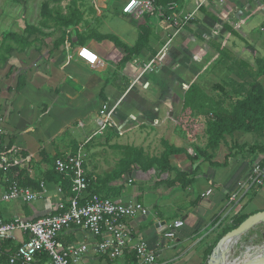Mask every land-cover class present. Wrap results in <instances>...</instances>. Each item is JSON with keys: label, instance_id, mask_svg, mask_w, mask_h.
Listing matches in <instances>:
<instances>
[{"label": "crops", "instance_id": "crops-1", "mask_svg": "<svg viewBox=\"0 0 264 264\" xmlns=\"http://www.w3.org/2000/svg\"><path fill=\"white\" fill-rule=\"evenodd\" d=\"M74 1L75 4H71ZM160 2L164 5L160 6L164 14L165 11L167 15L170 13L166 9L170 3L175 4L176 13L195 14L175 34V28L162 17L157 18L155 12L148 13L142 8L133 13L123 12L124 0L50 2L54 16L57 10L68 13L69 7L75 9L81 19L72 27L59 28V23L51 22L49 27L42 28L45 35H38L31 46L24 51L11 52L24 55L27 61L13 67V73L20 71L13 75L15 84L11 87L9 83L0 93L4 95L0 101L2 136L5 143L11 139V146L19 150V155L18 151L12 154L16 165L26 169L33 179L37 178L39 184L44 182L46 188L28 205L16 201L4 209L0 207L5 220L37 218L54 212L59 204L67 205L69 196L63 185L48 180L51 168L47 161L52 157L65 158L76 151L85 137L96 130L94 119L104 103H117L116 126L93 137L83 149V167L89 187L114 201L137 200L148 207L147 215L125 218L124 225L134 239L144 241L156 254L153 264H206L226 232L251 214L264 210V180H253L256 178L253 168L263 165V152L246 154L243 150L240 154L238 151L228 164L220 166L193 158L194 149L200 146L197 141L206 137L196 135L195 127L183 124L182 128L178 124L186 89L179 106L176 82L179 62L185 61L188 69L196 62L198 53L206 60L212 56V62L204 68L221 71L225 82L250 79V72L264 89V0ZM145 15H150L148 43L141 52L125 56L126 52L116 40L132 47L138 40ZM168 40L166 50H161ZM80 46L97 53L99 61L95 66L76 56ZM216 53L219 57H214ZM154 56H157L155 70L141 75V64ZM19 77L23 80L22 86H18ZM79 122L84 125L80 126ZM186 130L191 137L188 146L180 135ZM165 141L186 149L187 153L170 156L172 169L162 172L158 165L148 166L145 159L159 157L165 149ZM234 141L239 145L257 143L264 147V131L261 136L236 132L233 139L228 137L227 144H222L216 152L215 161L224 160ZM152 144L162 146L160 153L152 152ZM123 147L141 149L143 157L138 158H142V162L122 163ZM42 151L49 156L47 160ZM121 169H125L122 176L118 171ZM176 172L187 173L184 179L177 181L178 185L172 183ZM190 178L192 182L182 188ZM246 180V191L230 201L236 184ZM58 184L62 186L61 192ZM208 189L212 192L202 195ZM176 220H181L183 225L175 228L173 237L166 236L165 231ZM20 239L18 235L15 244ZM59 239L68 246L86 243L85 264L134 261L130 251L116 260L100 257L94 249L99 237L80 229H68ZM263 245L264 222H260L233 238L223 249H229L228 261L234 264L240 254L247 259L250 254H257V249Z\"/></svg>", "mask_w": 264, "mask_h": 264}, {"label": "built area", "instance_id": "built-area-1", "mask_svg": "<svg viewBox=\"0 0 264 264\" xmlns=\"http://www.w3.org/2000/svg\"><path fill=\"white\" fill-rule=\"evenodd\" d=\"M209 1V0H206ZM201 3L198 5V7ZM144 9L148 13H156V17H162L165 21L178 29L188 23L194 16V12L176 13L175 4L167 6L168 15L164 14L162 8L155 4L154 0H124L122 11L133 13L138 9ZM170 43L168 40L161 50ZM76 56L88 65L95 66L99 57L95 51L87 46H80L76 50ZM157 56L151 57L147 62L141 64V75L155 70ZM117 103L109 105L104 103L94 119L96 130L85 137L78 145L76 151L65 158L55 159V169L64 175L70 184L72 194L68 198L67 205L59 204L54 212L41 215L37 218H20L16 220H5L0 213V257L2 242L4 240L20 241L11 250L6 252V259L0 264H85L84 254L88 251L86 243L76 245H65L59 235L71 228L86 231L94 237H99L95 245V252L100 257L109 260L119 259L125 251L134 254V261L125 264H153L157 260L156 254L149 249L144 241L134 239L130 231L124 225L125 218H134L139 215H147L148 207L137 200L114 201L108 197L98 195L90 190L89 179L84 170L83 149L88 142L105 131L108 127H115L114 113ZM80 126L84 124L79 122ZM4 130L0 126V139ZM10 153V152H9ZM13 154V153H12ZM12 154L2 153L0 163L3 170L17 164ZM263 165H256L253 168V179L256 182L264 180ZM246 181H239L231 192L229 200L234 201L244 192ZM40 191L30 187L22 186L17 181H12L6 187L0 186V204L10 201L30 203L40 197L45 190L44 182L39 184ZM59 192L62 186L57 185ZM212 192L208 189L202 195H209ZM183 225L181 220H176L173 226L165 231V235L173 237L175 228Z\"/></svg>", "mask_w": 264, "mask_h": 264}, {"label": "trees", "instance_id": "trees-1", "mask_svg": "<svg viewBox=\"0 0 264 264\" xmlns=\"http://www.w3.org/2000/svg\"><path fill=\"white\" fill-rule=\"evenodd\" d=\"M61 1L62 0L44 1L41 5L42 19L38 25L26 23L22 34L9 30L0 33V66L8 60L12 51H24L38 39V35L44 36L45 33L42 28L49 27L51 22L54 24L59 23V28L72 27L79 22L81 15L75 9H70L69 7L68 13L62 14L57 10V14L55 16L53 15V9L50 7L49 2ZM154 1L157 6H164L160 1L167 3L166 1L168 0ZM71 4H75V1L71 2ZM166 12L167 11H165V15ZM149 16L150 15L144 16V22L139 27L138 40L132 47L116 40V44L121 46L126 52L125 56L137 54L147 45ZM33 35H35V37L32 40H29V38ZM220 54L223 55L221 52ZM262 71L264 72V70ZM248 76L250 79H230L226 82L224 81L223 83H215L213 88L219 93L217 97L204 92L197 83H191L187 87L183 96V108L179 119V125L184 124L185 126L195 127L197 116H202L205 123V145L194 149L195 155L193 158H202L203 160H207L211 165L220 166L228 164L229 159L234 157L235 153L238 151L240 154L243 153V150L246 151V154L260 151L264 154V147L258 145L257 143L248 146L246 144L239 145L234 141L235 144H232V146L229 147V151L226 153L224 160L221 162L215 161V156L217 155L216 152L220 149L222 144H227L228 137L233 139L236 132L254 133L256 136H261L263 134L264 89L254 76L250 74V72ZM22 85L23 80L19 77L18 86ZM4 144L6 146H3ZM164 147L165 149L159 157L145 159L148 166L158 165L162 172L170 171L172 169L169 160L170 156L180 154L182 152L187 153L186 149L170 145L166 141L164 142ZM123 148L125 156L124 159H122V163L126 162V165H130L142 162L143 159L138 158L139 156L143 157V151L141 149L132 147ZM11 149V139H8L5 143L2 136L0 139V155L2 153H8L9 155L12 154L10 151ZM130 152H134L135 154L132 155ZM42 156L45 160L49 158V156L43 151ZM55 159L56 157H52L47 161L51 168L47 174L48 180H53V182L57 183L60 182L63 185L66 194L70 196L72 192L69 181L64 175L56 171L54 166ZM262 167H264V162ZM125 169L118 170L120 176L124 174ZM186 175L187 173L185 172H176V176L172 183L178 185L179 183H177V181L184 179ZM192 180V178L187 179V183L182 185V188H185L192 182ZM12 181H17L20 185L30 187L33 190L40 188L39 180H37V178L33 179L30 177L26 169H20L15 164L4 171L2 163H0V186L6 187ZM16 245L17 244L10 239L2 242V251L4 254L0 257V263L5 261L6 252L10 249L12 250Z\"/></svg>", "mask_w": 264, "mask_h": 264}, {"label": "rangeland", "instance_id": "rangeland-1", "mask_svg": "<svg viewBox=\"0 0 264 264\" xmlns=\"http://www.w3.org/2000/svg\"><path fill=\"white\" fill-rule=\"evenodd\" d=\"M44 1H48V0H0V33L6 30L23 33L26 23L38 25V23L42 19L41 5ZM51 3L49 2V5H51ZM136 33L137 31L135 30L134 34L136 35ZM134 34H133V37H134ZM164 50H166V48ZM227 51L230 52V50L228 49ZM201 55L202 54H199V55L198 53L196 54L197 56L196 62H194L190 67H188V69L186 68V66H184L186 65L185 61L183 62L181 61L178 64V67H177L178 79H176V82L178 84L177 90H178L179 100H180V103L178 102L179 106L182 103L181 95L183 91L187 89L188 85L192 82L197 83L201 87V89L207 94L209 93V95H214L215 97L219 95L218 91L214 90L213 87L215 83L224 82V80L222 79L223 78L222 72L221 71L212 72V70L210 69L206 71L205 68H207L206 67L207 64L212 62V59H210L212 58V56L210 55L209 58H207L206 60L204 59V56H201ZM24 57L25 56L20 53L17 54V52H13V54H11L8 60L6 61L7 63L5 62L4 64L0 66V93L2 89L6 87V85H8L9 83L11 87L13 84H15L13 80L15 76L13 75H17L20 71L13 73L12 69L18 64H23V61L24 62L27 61L26 58ZM214 57H219V54L216 53ZM10 64H12V66H9ZM156 65H157V60H156ZM10 78L11 80H9ZM0 97H1L0 101L4 99V95L0 94ZM196 119L197 120H196V126H195V132H196L195 134L199 136L201 135L205 136L204 118L202 116H197ZM183 126L184 125L182 124L180 125V127L182 128ZM180 135H182V138L184 140L183 143L185 145L187 144V141L190 142L191 137L188 136L187 130L183 131V133H181ZM202 138L203 137H201L200 139L199 137L196 138L200 140V142L197 141L200 146L205 145L206 138L205 139L204 138L202 139ZM188 145H190V143ZM14 147L15 146L13 147L11 146L12 148L10 150L11 153H16L18 151L16 154L19 155L18 148L16 150L15 149L16 147L15 148ZM150 147L152 149V152L155 154L160 153L162 149V146L160 144H156V145L152 144L150 145ZM15 202L16 201L1 203L0 207L3 208L7 205H12ZM28 204L29 203H27V205Z\"/></svg>", "mask_w": 264, "mask_h": 264}, {"label": "water", "instance_id": "water-1", "mask_svg": "<svg viewBox=\"0 0 264 264\" xmlns=\"http://www.w3.org/2000/svg\"><path fill=\"white\" fill-rule=\"evenodd\" d=\"M246 191V190H245ZM264 222V210L258 211L254 214L248 216L245 220L239 223L236 227L232 228L228 232H226L218 241L217 245L212 250L206 264H231L228 261V251L227 247L223 249L222 246L228 244L233 238L245 232L253 225ZM243 250L246 251L247 248L243 247ZM243 251V252H244ZM257 254H250L248 258L243 259V254H240L236 257L234 264H264V245L260 246L257 249ZM219 254V256H218Z\"/></svg>", "mask_w": 264, "mask_h": 264}, {"label": "bare ground", "instance_id": "bare-ground-1", "mask_svg": "<svg viewBox=\"0 0 264 264\" xmlns=\"http://www.w3.org/2000/svg\"><path fill=\"white\" fill-rule=\"evenodd\" d=\"M226 245H227V243H226ZM223 247V246H222ZM218 256H219V254H218Z\"/></svg>", "mask_w": 264, "mask_h": 264}]
</instances>
